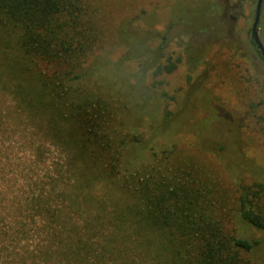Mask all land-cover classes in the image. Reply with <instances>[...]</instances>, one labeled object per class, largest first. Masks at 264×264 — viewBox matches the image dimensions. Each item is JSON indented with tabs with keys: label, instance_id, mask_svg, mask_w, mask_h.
I'll list each match as a JSON object with an SVG mask.
<instances>
[{
	"label": "trees",
	"instance_id": "obj_1",
	"mask_svg": "<svg viewBox=\"0 0 264 264\" xmlns=\"http://www.w3.org/2000/svg\"><path fill=\"white\" fill-rule=\"evenodd\" d=\"M172 13L154 48V35L126 33L132 22L120 29L118 83L94 56L105 30L90 0H0V264H252L261 242L238 225L264 234V185L228 198L161 142L177 118L155 127L146 99L137 113L122 107L148 75L156 89L181 65L207 66L216 47L239 53L219 2L176 0Z\"/></svg>",
	"mask_w": 264,
	"mask_h": 264
},
{
	"label": "rangeland",
	"instance_id": "obj_2",
	"mask_svg": "<svg viewBox=\"0 0 264 264\" xmlns=\"http://www.w3.org/2000/svg\"><path fill=\"white\" fill-rule=\"evenodd\" d=\"M90 1L99 8L105 30L104 42L94 56L106 64L114 81L120 83L121 79L113 74L115 69L112 67L126 51L121 45L123 34L120 36V29L125 23L132 22L131 26L125 27L126 33L134 35L139 30L144 41L154 35L153 41L144 43V46L154 48L172 22L176 0ZM215 1L223 5L225 18L233 25L232 38L239 45V53L234 55L233 49L216 47L208 52L207 66L190 73L187 64L181 65L173 74L158 78L156 89L151 88L154 79L148 75L145 80L147 91L128 88L122 98V107H126L129 114L131 111L137 113L138 104L145 105L147 100L151 105H145L149 112L146 119L150 123L152 120L155 127L162 124L166 113L177 118L161 142H175L181 152L210 172L230 198L234 197L239 183L260 182L264 185V104L252 108L264 101V61L251 45L258 0ZM171 36H175L174 32H170ZM259 38L264 46V2ZM243 56L250 60L243 62L240 59ZM135 68L127 65L124 72L132 73ZM133 83L131 77L129 84ZM148 127L146 125L144 129L151 132ZM168 137L171 139H166ZM238 228L244 229L249 238L261 242L247 258L252 264H264V234L245 224H239Z\"/></svg>",
	"mask_w": 264,
	"mask_h": 264
},
{
	"label": "water",
	"instance_id": "obj_3",
	"mask_svg": "<svg viewBox=\"0 0 264 264\" xmlns=\"http://www.w3.org/2000/svg\"><path fill=\"white\" fill-rule=\"evenodd\" d=\"M264 0H258L255 9L254 22L251 28V40L254 42L256 49L260 52L264 61V46L259 38V23L261 18L262 5Z\"/></svg>",
	"mask_w": 264,
	"mask_h": 264
}]
</instances>
